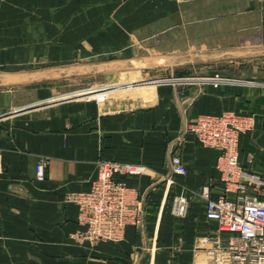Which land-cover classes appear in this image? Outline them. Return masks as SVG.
<instances>
[{
	"label": "crops",
	"instance_id": "obj_1",
	"mask_svg": "<svg viewBox=\"0 0 264 264\" xmlns=\"http://www.w3.org/2000/svg\"><path fill=\"white\" fill-rule=\"evenodd\" d=\"M263 71L264 0H0V264H207L199 242L216 225L199 191L221 194V157L186 127L252 114L238 160L264 176ZM101 160L146 167L121 179L143 221L117 242L81 243L71 196ZM179 195L183 217L171 212Z\"/></svg>",
	"mask_w": 264,
	"mask_h": 264
},
{
	"label": "built area",
	"instance_id": "obj_2",
	"mask_svg": "<svg viewBox=\"0 0 264 264\" xmlns=\"http://www.w3.org/2000/svg\"><path fill=\"white\" fill-rule=\"evenodd\" d=\"M86 92L98 103L105 99L102 89ZM254 127L252 114L231 110L200 115L186 127L187 133L194 135L203 147L218 150L221 157V194L212 196L209 185L199 191L204 217L216 225L215 232L199 242L207 264H264V176L247 170L238 160L240 137ZM44 167V161L39 160L35 166L37 180L44 178ZM171 167L173 175L187 174L178 156L171 158ZM145 169L142 164L112 160L97 163V177L89 190L71 196L81 226L74 234L78 242H117L128 226H141L143 212L136 192L121 179L140 177ZM187 206L184 195L176 196L171 212L183 217Z\"/></svg>",
	"mask_w": 264,
	"mask_h": 264
},
{
	"label": "rangeland",
	"instance_id": "obj_3",
	"mask_svg": "<svg viewBox=\"0 0 264 264\" xmlns=\"http://www.w3.org/2000/svg\"><path fill=\"white\" fill-rule=\"evenodd\" d=\"M262 71V70H261ZM170 72L171 71H163V72H160L161 74V77H158L156 79H153V80H147L146 82L140 84L142 85L143 87H147L149 86L150 84L152 85H160V83H167V81L171 78L170 77ZM175 72V71H174ZM263 74H264V71H263ZM244 75H246V77H250L252 75L251 71H244ZM167 80V81H166Z\"/></svg>",
	"mask_w": 264,
	"mask_h": 264
},
{
	"label": "bare ground",
	"instance_id": "obj_4",
	"mask_svg": "<svg viewBox=\"0 0 264 264\" xmlns=\"http://www.w3.org/2000/svg\"><path fill=\"white\" fill-rule=\"evenodd\" d=\"M138 89H143L142 91H144V93H146V94L151 93V89H150V90H147V88H144L142 85L139 86ZM86 93H89V92H86ZM86 93H85V94H86ZM90 95H91V94H90Z\"/></svg>",
	"mask_w": 264,
	"mask_h": 264
}]
</instances>
